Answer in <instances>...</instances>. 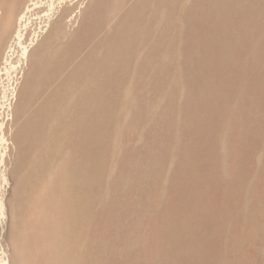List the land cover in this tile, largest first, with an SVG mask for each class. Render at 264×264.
I'll return each mask as SVG.
<instances>
[{
    "label": "rangeland",
    "instance_id": "374dc122",
    "mask_svg": "<svg viewBox=\"0 0 264 264\" xmlns=\"http://www.w3.org/2000/svg\"><path fill=\"white\" fill-rule=\"evenodd\" d=\"M54 1L14 82L0 0V264H264V0Z\"/></svg>",
    "mask_w": 264,
    "mask_h": 264
},
{
    "label": "bare ground",
    "instance_id": "6f19581e",
    "mask_svg": "<svg viewBox=\"0 0 264 264\" xmlns=\"http://www.w3.org/2000/svg\"><path fill=\"white\" fill-rule=\"evenodd\" d=\"M82 1H84V0H69V1L68 0H59L58 4L62 7V9L60 10V16L63 15L64 11H70L67 17L74 16L73 14L76 12L78 5ZM54 2H55L54 0H51L50 4L48 5L47 11L41 17V22H40L41 25L38 26V28L35 27L32 29L31 37L28 38L27 44H24L23 40L25 38V34H27V32H28L29 20H30L32 15L40 12L39 10H40V6H41L42 2L39 0H31V4L27 8L26 12L20 17L19 27H18L17 32H16V38H17L16 42L21 47V56L17 60V64L12 65V68L15 72V75L12 77V79H14L13 80L14 82H16L19 79V73L24 68L23 64H25V62L28 60V57H29L31 49H32V45L34 44V41L37 40L38 36L40 35L41 30H43V28H44V26L42 25V22H45L48 18H50L54 14V12L56 10V6H55ZM44 4H46V3H44ZM57 12L59 13V10ZM58 20H60V19H58ZM61 29L62 28H60V30ZM5 62H6V64L4 65L3 69L7 68L8 58H6ZM41 66L43 67V65H41ZM14 89H15V87L12 89V93H11L12 97L14 96ZM5 101H7V102L9 101V98H6V96H5ZM7 106H8V104H6V105L1 104L0 109H4V108L6 109ZM3 112H5V110ZM6 113H7V116H9V114H10L9 110ZM7 131L8 130H7V126H6L5 122L0 121V141L4 142L5 144H7V141H8V132ZM11 131H12V129H11ZM3 158H4V154H1L0 155V164L3 161ZM0 211H1V214L4 213V203L2 202L1 199H0Z\"/></svg>",
    "mask_w": 264,
    "mask_h": 264
}]
</instances>
